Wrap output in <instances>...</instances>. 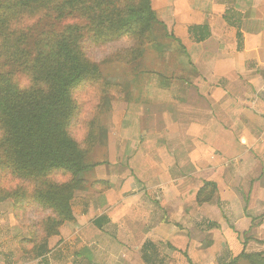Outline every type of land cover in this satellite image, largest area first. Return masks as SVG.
<instances>
[{
  "label": "crops",
  "instance_id": "crops-1",
  "mask_svg": "<svg viewBox=\"0 0 264 264\" xmlns=\"http://www.w3.org/2000/svg\"><path fill=\"white\" fill-rule=\"evenodd\" d=\"M150 2L154 41L122 64L125 96L84 160L101 184L73 198L46 264H146L145 245L152 264L264 257V0Z\"/></svg>",
  "mask_w": 264,
  "mask_h": 264
},
{
  "label": "rangeland",
  "instance_id": "rangeland-1",
  "mask_svg": "<svg viewBox=\"0 0 264 264\" xmlns=\"http://www.w3.org/2000/svg\"><path fill=\"white\" fill-rule=\"evenodd\" d=\"M141 3L0 0V101L8 98L22 104L47 92L49 83L39 67L44 58L55 55L60 40H65L89 65L91 74L72 89V109L64 122V133L71 139L70 133L77 127L88 128L86 147L80 149L83 153L104 143L112 109L120 107L116 103L120 104L126 92L122 64L146 43L138 29L115 32L113 25L126 7ZM98 68L99 75L93 70ZM3 124L0 115V205L7 203L0 206V264H46V255L60 243L50 244L49 239L59 235L73 198L91 188L87 186L91 177L87 172L80 179L65 170L26 166L15 157ZM77 179L84 184H78ZM12 230L17 233L14 238H10Z\"/></svg>",
  "mask_w": 264,
  "mask_h": 264
},
{
  "label": "trees",
  "instance_id": "trees-1",
  "mask_svg": "<svg viewBox=\"0 0 264 264\" xmlns=\"http://www.w3.org/2000/svg\"><path fill=\"white\" fill-rule=\"evenodd\" d=\"M116 19L113 25L115 32L136 28L141 37L146 39L140 51L123 62L125 65L130 64L138 60L145 46L154 41L151 26L157 19L150 0H142L136 7H126ZM44 61L39 68L49 83L47 92L31 96L22 104L8 98L0 101V115L13 143L15 157L26 166L38 170H65L77 178L83 172L92 175L90 167L84 164L92 150L81 152L79 146L64 133V122L72 109V89L90 76L91 69L65 40H60L55 55L44 58ZM93 70L97 75L100 74L99 68ZM14 176L24 179L19 174ZM77 180L78 184H82L81 180ZM98 183L101 184L100 181L92 184ZM215 191V184L205 183L196 194V203L210 201ZM72 220L71 207L68 205L67 219H63L62 224ZM151 249L150 245H145L141 250L142 260L146 264H152L148 253ZM240 259L247 264H264L263 254L243 253L230 264H237Z\"/></svg>",
  "mask_w": 264,
  "mask_h": 264
},
{
  "label": "clouds",
  "instance_id": "clouds-1",
  "mask_svg": "<svg viewBox=\"0 0 264 264\" xmlns=\"http://www.w3.org/2000/svg\"><path fill=\"white\" fill-rule=\"evenodd\" d=\"M88 128L87 127H77L70 133V138L79 146L80 149L86 147L84 141L88 135Z\"/></svg>",
  "mask_w": 264,
  "mask_h": 264
}]
</instances>
